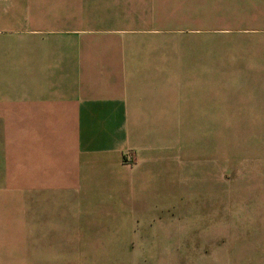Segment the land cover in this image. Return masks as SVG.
<instances>
[{
  "label": "crops",
  "instance_id": "crops-1",
  "mask_svg": "<svg viewBox=\"0 0 264 264\" xmlns=\"http://www.w3.org/2000/svg\"><path fill=\"white\" fill-rule=\"evenodd\" d=\"M213 122H264V0H0V263L158 250L163 201ZM221 207L165 264H264ZM24 215L34 241L59 236L23 241Z\"/></svg>",
  "mask_w": 264,
  "mask_h": 264
},
{
  "label": "rangeland",
  "instance_id": "rangeland-1",
  "mask_svg": "<svg viewBox=\"0 0 264 264\" xmlns=\"http://www.w3.org/2000/svg\"><path fill=\"white\" fill-rule=\"evenodd\" d=\"M176 177L174 188L178 195L164 199L158 236L151 235L158 250H126L125 264H162L163 259L165 264L170 259V247L178 241H202L199 237L206 226L205 216L223 209L225 197L229 209L244 214L242 225L248 230L242 237L244 244L264 245V122L211 123V149L208 148L204 158H199L196 152L192 167L181 168ZM20 220L26 227L21 232L25 242H51L59 236L53 234L51 239L45 240L44 234H37L34 241L33 234L28 232V217L24 215ZM110 235L114 236V242L122 241V233L115 230ZM114 251L103 250L98 264H117L119 257ZM19 252V264H76L75 250L24 249ZM254 255L257 256V252ZM146 258L150 261L145 262Z\"/></svg>",
  "mask_w": 264,
  "mask_h": 264
},
{
  "label": "built area",
  "instance_id": "built-area-1",
  "mask_svg": "<svg viewBox=\"0 0 264 264\" xmlns=\"http://www.w3.org/2000/svg\"><path fill=\"white\" fill-rule=\"evenodd\" d=\"M132 159H133V156H131V155H130V156H129V160H131V161H132Z\"/></svg>",
  "mask_w": 264,
  "mask_h": 264
}]
</instances>
